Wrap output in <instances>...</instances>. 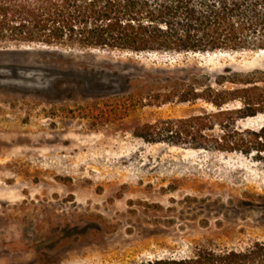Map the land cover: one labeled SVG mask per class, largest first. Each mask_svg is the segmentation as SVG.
Listing matches in <instances>:
<instances>
[{"label": "rangeland", "instance_id": "374dc122", "mask_svg": "<svg viewBox=\"0 0 264 264\" xmlns=\"http://www.w3.org/2000/svg\"><path fill=\"white\" fill-rule=\"evenodd\" d=\"M227 67L264 70V51L0 46V264H137L264 241V172L133 135L210 109L160 104L164 78Z\"/></svg>", "mask_w": 264, "mask_h": 264}, {"label": "trees", "instance_id": "16d2710c", "mask_svg": "<svg viewBox=\"0 0 264 264\" xmlns=\"http://www.w3.org/2000/svg\"><path fill=\"white\" fill-rule=\"evenodd\" d=\"M40 45L135 54L264 51V0H0V46ZM160 104L207 105L200 113L144 124L143 142L235 156L264 172V70L224 68L166 77ZM137 264H264V241L244 248L196 247Z\"/></svg>", "mask_w": 264, "mask_h": 264}, {"label": "water", "instance_id": "95a60500", "mask_svg": "<svg viewBox=\"0 0 264 264\" xmlns=\"http://www.w3.org/2000/svg\"><path fill=\"white\" fill-rule=\"evenodd\" d=\"M37 46V45H36ZM30 46H27L26 48H29ZM44 47V46H43ZM10 49H12V48H6V50H10ZM20 49V48H19Z\"/></svg>", "mask_w": 264, "mask_h": 264}]
</instances>
